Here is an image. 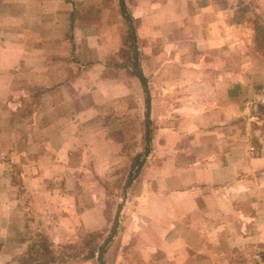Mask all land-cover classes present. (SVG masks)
<instances>
[{"label":"crops","instance_id":"1","mask_svg":"<svg viewBox=\"0 0 264 264\" xmlns=\"http://www.w3.org/2000/svg\"><path fill=\"white\" fill-rule=\"evenodd\" d=\"M26 1H11L17 5L12 16L26 10ZM30 1L28 9L37 13V22L27 26L16 19L12 25L19 26V34L21 27H30L37 43L22 35L0 41V264L10 257L12 246L6 242L19 223L14 163L28 164L36 220V184L59 176L63 187L71 189L74 171L68 160L78 139L94 166L102 160L111 163L122 147L114 133L127 128V118L133 127L137 121L138 91L127 86L123 74L119 81L106 77L101 45L88 36L95 28L74 20L78 12L66 0ZM171 1L176 4L163 6L159 21V9H146L141 15L144 26L138 29L126 7L134 30L130 42L135 64L136 39L149 45L146 61L153 76H144L146 105L151 114L157 100L161 115L156 136L161 151L146 157L144 183L136 186V199L139 194L144 199L132 202L131 226L145 228L149 237L142 253L158 254L162 264H264V107L252 102L264 84V0ZM119 12L122 16L120 7ZM82 45L91 49L90 62L70 56ZM159 84L160 90L152 89ZM12 96L14 100H2ZM37 96L44 101L40 106ZM22 98L35 106L34 128L37 107L55 114L48 117L43 140L17 139L10 130L14 115L8 112ZM112 111L121 117L114 118ZM23 143L26 151L19 152ZM55 188L40 190L49 198L42 205L45 213L57 209L50 200Z\"/></svg>","mask_w":264,"mask_h":264},{"label":"rangeland","instance_id":"2","mask_svg":"<svg viewBox=\"0 0 264 264\" xmlns=\"http://www.w3.org/2000/svg\"><path fill=\"white\" fill-rule=\"evenodd\" d=\"M11 1L0 0V14L3 12L6 15L8 12L6 16L0 15V41L12 39L16 35H22L27 42H29L28 40L35 42L33 41L35 38L37 41V33H29L30 27H21L19 34L16 32V28L19 26L16 24L12 25L14 24L12 21L16 19L20 23L27 21V26H31V22H34V24L37 22V13L28 9L31 1H26L25 6H23L26 10H20L21 14L19 17L12 16L17 12L14 9L17 8V5ZM125 2L126 7L129 8V13L132 14L135 20V25L138 21L136 29L144 26L143 22H141V15L144 16L147 13L146 9H159L155 13L159 21L163 13L162 7L166 4H176L175 1L172 2L171 0H125ZM66 3L69 8L78 12V15L73 17L74 20L92 25L95 28V32L88 34V36L101 45V58L106 62V77L119 81L121 79L120 75L123 74L127 77L125 79L127 80V86L137 89L138 111L136 127H133V124L129 123L130 119L127 118V128L125 127V130L122 129L118 133H114L115 138L121 142L120 157L111 161V163L110 161L102 160L97 167L91 163V153L87 149L85 152L83 151L78 139L76 144H74L76 149L71 154V160H68V164L73 165L74 171L73 176L69 178L71 189L66 190L63 187L64 180L59 176L56 179L55 177H50L43 180L39 185L36 184V220L33 218L36 207L34 206L35 201L30 191L32 185L28 174L25 172V166L28 164L26 162L25 166H22L23 160L20 163H14L12 170L16 191L13 195H15L18 201L16 221L19 223H15L12 229V234L14 235H12L13 237L10 236L6 242L12 246L9 249L12 255L10 254L6 264H100L101 262L98 258L102 250V262L104 264H162L158 254H152L147 257L142 253L149 235L145 233L144 227H140L136 231V227L131 226V220L129 219L131 218L132 211H135V205L132 202H137L141 197L139 194V198L136 199V186L140 187L144 183L141 179V174L148 164L146 157L152 152V156H156L161 151V144L156 143L158 129L161 127V115L157 109L158 101H154L153 106L155 109H153L151 114L148 113L147 115L145 92L140 80H137L138 77L134 75L137 69L132 57L133 44L130 42L131 34L127 33L126 22L120 15L119 0H75L74 2H67L66 0ZM238 7L241 8L240 5ZM28 12L30 13L27 14ZM176 24L177 21L171 24L174 26V29L176 28ZM98 29L100 30L99 33L96 32ZM74 35L75 39L79 41L81 34L77 33ZM138 35L140 38L143 36L139 32ZM146 43L145 39H141L139 42L138 38L136 39L135 44H138V62L136 67L142 71L144 76H148L151 79L153 76L150 73L151 66L146 61V49L149 45ZM84 46L74 47L72 50L73 54L70 53V56H79L82 61L90 62L93 54L90 53L91 49L89 50ZM94 50L97 51V48ZM122 66L127 68L126 73ZM98 75H102V73L99 72ZM135 82H137L136 88L133 85ZM152 89L155 91L160 90V84L157 89ZM5 98L6 100L15 99L12 96L3 97L2 100ZM35 99L38 106H40V101L44 102L42 96H37ZM29 101L28 98H22L21 105L18 108L9 110L8 114L14 115L10 122V130H14L17 139L23 137L27 139L26 141L37 142V140L44 139L45 133L42 130L48 124V117L53 118L55 114L47 110V112L40 111V107H37V123L34 128L33 108L35 106L33 107ZM252 102L254 103V101ZM13 105V101H11V107ZM112 112L115 113L114 118L121 117L120 112ZM84 127L85 125L79 129L75 128V131L80 132ZM102 127L97 125V130H101ZM106 127L108 128V126ZM109 130H107L108 133ZM147 131L150 138L152 136L154 138L153 142H151L150 152H146L147 149L145 147ZM157 141L160 142L161 140ZM26 143H23L22 146L19 145V152L22 149L26 151ZM97 148L99 149V155H102L104 153L102 146L100 145ZM138 154H141L142 157L144 156L145 166L142 168L143 170L141 169L142 172H140L136 181L128 185L126 179L129 167L132 159ZM18 160L16 161L18 162ZM51 186L56 187V194L52 193L50 200H53L57 209L52 210L50 213H45L42 205L49 198L42 194L40 190L45 192L44 188ZM141 199H144V197H141ZM41 239H44L51 246L52 254H44L46 261L43 260L44 257H41L37 258L36 263H30L29 260L27 262L24 256L29 247L32 244H37ZM39 251L43 252L42 249H39ZM91 252L95 254V257L85 259V256ZM50 260H54V262L50 263Z\"/></svg>","mask_w":264,"mask_h":264},{"label":"trees","instance_id":"3","mask_svg":"<svg viewBox=\"0 0 264 264\" xmlns=\"http://www.w3.org/2000/svg\"><path fill=\"white\" fill-rule=\"evenodd\" d=\"M119 5H120L121 14L124 17L126 23L128 24V27L130 29L129 33L134 36V30L132 27L133 26L132 25V18L129 15V13H127L124 0H119ZM132 40H135V39L133 38ZM133 59H134V55H133ZM136 65L137 64H135V68L137 69L135 71L136 75L140 79L144 91H146V79H145L144 75L142 74V72L136 67ZM149 139L150 138H149V134L147 131L146 132V138H145V140H146V146L145 147L148 149V151H149L148 143L150 141ZM143 157L141 156V154H138L134 157V159H132L130 167H129V172L127 174V179H126V183L128 185H131L140 175L141 169L143 168V166L145 164V159ZM39 249H42L43 252H40ZM44 254H52V251H51V246L44 239H41L37 244H32L29 247V249H28V251L24 257H25V260H27V262L29 260L30 263H33V262L36 263L37 258L44 257ZM94 257H95V254L94 253L92 254V252H91L90 254H87V256H85V259H91ZM102 259H103V250L100 251V256L98 258V260L101 262L100 264H104L102 262ZM43 260L46 261V258L44 257ZM53 262H54V260H50V263H53Z\"/></svg>","mask_w":264,"mask_h":264},{"label":"built area","instance_id":"4","mask_svg":"<svg viewBox=\"0 0 264 264\" xmlns=\"http://www.w3.org/2000/svg\"><path fill=\"white\" fill-rule=\"evenodd\" d=\"M253 101L256 105L264 107V85L255 91Z\"/></svg>","mask_w":264,"mask_h":264},{"label":"water","instance_id":"5","mask_svg":"<svg viewBox=\"0 0 264 264\" xmlns=\"http://www.w3.org/2000/svg\"><path fill=\"white\" fill-rule=\"evenodd\" d=\"M147 95V94H146ZM146 113H147V115H148V113H149V108H148V105H147V111H146ZM148 119V118H147ZM148 121V120H147ZM114 230H115V228H114Z\"/></svg>","mask_w":264,"mask_h":264}]
</instances>
